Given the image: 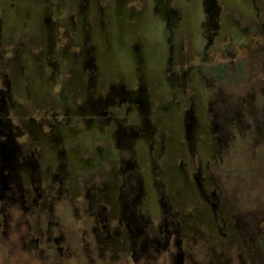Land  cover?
Masks as SVG:
<instances>
[{"label": "flooded vegetation", "instance_id": "af4514ba", "mask_svg": "<svg viewBox=\"0 0 264 264\" xmlns=\"http://www.w3.org/2000/svg\"><path fill=\"white\" fill-rule=\"evenodd\" d=\"M260 134L264 0H0L12 258L245 264L225 185Z\"/></svg>", "mask_w": 264, "mask_h": 264}, {"label": "rangeland", "instance_id": "374dc122", "mask_svg": "<svg viewBox=\"0 0 264 264\" xmlns=\"http://www.w3.org/2000/svg\"><path fill=\"white\" fill-rule=\"evenodd\" d=\"M236 148L230 158L226 202L229 214L235 217L234 226L246 223L249 230L247 240L251 247L246 249L245 264H264V247L257 243L259 237L264 240V135L246 139L242 145L236 144ZM4 246L0 245V264H8L12 259V255L3 253ZM9 264L24 263L13 258Z\"/></svg>", "mask_w": 264, "mask_h": 264}, {"label": "crops", "instance_id": "0c3cea01", "mask_svg": "<svg viewBox=\"0 0 264 264\" xmlns=\"http://www.w3.org/2000/svg\"><path fill=\"white\" fill-rule=\"evenodd\" d=\"M0 261H1V260H0ZM1 262H2V261H1ZM10 262H13V258L9 261V263H10ZM9 263H8V264H9ZM15 263H16V262H15ZM26 264H27V263H26Z\"/></svg>", "mask_w": 264, "mask_h": 264}]
</instances>
